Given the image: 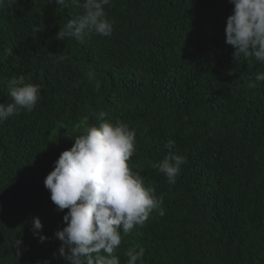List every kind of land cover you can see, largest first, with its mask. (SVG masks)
Returning <instances> with one entry per match:
<instances>
[{"label": "trees", "instance_id": "1", "mask_svg": "<svg viewBox=\"0 0 264 264\" xmlns=\"http://www.w3.org/2000/svg\"><path fill=\"white\" fill-rule=\"evenodd\" d=\"M233 7L230 0H110L112 35L81 43L55 38L82 14L79 6H0V103L12 102L13 78L41 88L33 111L0 123V264H67L54 233L68 210L57 211L44 180L71 137L98 124L102 111L135 130L129 167L163 196V216L154 210L122 233L114 253L121 264L137 245L145 248L142 264H264V82L255 81L264 64L235 57L226 44ZM170 151L184 158L175 185L149 164Z\"/></svg>", "mask_w": 264, "mask_h": 264}, {"label": "clouds", "instance_id": "2", "mask_svg": "<svg viewBox=\"0 0 264 264\" xmlns=\"http://www.w3.org/2000/svg\"><path fill=\"white\" fill-rule=\"evenodd\" d=\"M15 5L17 0H0ZM60 7L69 4L82 8V14L69 19L56 34V39L71 38L83 43L91 34L110 37L113 22L107 18L104 6L110 0H49ZM234 5L226 19L225 42L235 49L239 58H255L264 64V0H230ZM7 55L12 49H5ZM231 75V72L229 73ZM256 82H264V71L255 76ZM248 87H256L249 82ZM10 103H0V123L19 114L31 112L41 97L39 84L26 82L24 76L7 82ZM99 113V123L84 127L83 132L71 137L72 147L63 151L54 161L53 170L46 176L44 185L57 211H68L63 216L65 226L54 236L61 241L59 256L67 264H121L115 255L121 245L122 233L127 235L136 226H143L155 210L163 216V196H156L151 186H145L141 175L129 167L136 151V132L123 121L105 119ZM175 141L166 145L171 149ZM184 158L171 151L159 162H149L150 167L164 174L169 185H175ZM33 234L40 242L47 239L40 234L42 223L32 217ZM17 244V256L19 245ZM55 257V253L53 254ZM125 255L126 264L143 262L145 248L137 245ZM44 264H50L44 261Z\"/></svg>", "mask_w": 264, "mask_h": 264}]
</instances>
